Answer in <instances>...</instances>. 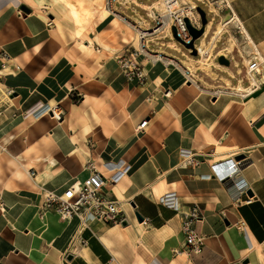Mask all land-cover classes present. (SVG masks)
Segmentation results:
<instances>
[{
	"label": "crops",
	"instance_id": "obj_1",
	"mask_svg": "<svg viewBox=\"0 0 264 264\" xmlns=\"http://www.w3.org/2000/svg\"><path fill=\"white\" fill-rule=\"evenodd\" d=\"M190 1L206 17L193 48L168 36L152 45L204 59L210 73L195 68V83L165 59L140 58L145 80H129L119 64L126 37L119 36L120 52L100 44L85 50L68 35L63 42L36 12L48 15L45 0H0V48L14 68L0 82V264H264V0H229L234 18L213 44L229 11L222 0H212L214 12L205 0ZM157 3L121 6L151 20ZM256 57L261 64L251 79L244 63ZM238 85L252 90L245 99L230 93ZM40 103L57 105L60 119L31 114ZM181 150L201 152L203 160L184 164ZM238 155L246 160L249 203L228 182L207 178L210 163ZM119 159L131 170L108 188L125 225L89 218L79 229L76 217L63 220L43 207V189L60 192L84 176L88 162L104 171L105 162ZM171 191L183 210H201L200 254H174L184 246L181 220L159 202ZM239 219L242 229L234 225ZM70 245V259L62 260Z\"/></svg>",
	"mask_w": 264,
	"mask_h": 264
},
{
	"label": "built area",
	"instance_id": "obj_2",
	"mask_svg": "<svg viewBox=\"0 0 264 264\" xmlns=\"http://www.w3.org/2000/svg\"><path fill=\"white\" fill-rule=\"evenodd\" d=\"M128 1L130 0H104L105 8L108 12L118 15L120 19L132 24L137 29L138 47L133 48V51L128 56L121 55L119 57V64L125 77L129 80L137 78L140 82L144 81L145 73L142 71L138 60L140 58L150 59L151 61L165 59L173 66L182 68L188 81L193 82L196 78L194 71L192 72L191 69L183 64V60L189 59L186 54L181 53L183 59H180L174 55L166 54L160 48H151V44L166 36L176 41L190 42L191 35L188 32L185 19H188L189 23L194 27L200 23L197 4L190 0H158L159 9L157 14L151 20H146L137 14L127 15L118 10L117 5L127 4ZM222 2L225 9L230 13V18L221 22L223 24L222 27H225L234 18V14L231 12L229 0H222ZM201 3H205L207 8L214 12L212 0H205ZM136 19L142 21L143 24L140 25ZM173 28L175 29L174 32ZM194 43L195 40L193 41ZM92 47L96 51L100 50L99 44H94ZM244 64L247 75L252 79V73L259 72L261 60L256 57ZM8 67L9 55L4 49L0 48V82L4 78ZM251 91H244L241 96H238L240 98L245 97ZM11 94L12 91L7 90L4 97H10ZM165 95L168 96L169 92ZM147 122L148 120L144 119L136 126L135 130L138 132L143 130ZM179 155L184 164H198L203 160L201 152L196 153L189 150H181ZM245 163V159L236 157L215 160L209 165L210 174L207 175V178L213 177L219 181L228 182L237 194L244 196L242 202L249 203L252 197L247 194L248 183L241 174V168ZM104 168V171H100L96 168L94 162H88L84 167V176L73 180L62 191L57 192L43 189V207L53 209L58 217L63 220L76 217L79 229L87 226L89 218L105 224H121L126 220L121 202L112 198L108 184H117L130 172L131 165L119 159L116 162H105ZM32 174L34 172L31 170L30 175ZM159 202L168 209L175 211L181 220L180 230L184 239V246L174 250V254H183L185 256L200 254L203 248V236L195 230L196 221L202 217L200 208L197 205H193L189 209L183 210L177 194L173 191L162 194ZM234 225L237 229L244 227V223L240 219ZM82 241L85 243V240ZM71 253L70 245L63 252L62 260H65Z\"/></svg>",
	"mask_w": 264,
	"mask_h": 264
},
{
	"label": "rangeland",
	"instance_id": "obj_3",
	"mask_svg": "<svg viewBox=\"0 0 264 264\" xmlns=\"http://www.w3.org/2000/svg\"><path fill=\"white\" fill-rule=\"evenodd\" d=\"M70 1L73 3H77L78 0H70ZM80 1L86 3L88 9L85 10L84 12L80 11L79 16L76 18L77 21H80L84 30L82 36L79 38H74L71 34L72 29L75 26V19H71L69 16L64 17L65 16L64 12L61 10V8L57 7V0H45L48 15L45 14V12L40 11L39 8L36 9V12L48 20H52L55 16L59 20V23H57L56 20L53 22V24H55V29H56L55 33L58 34V36L61 38L63 42H65L66 40L65 35H68V37L71 38L82 49L87 50L86 48L83 47L82 43L84 41H88L91 44V47L88 48V50L92 49L93 43L95 44L97 43L100 44L103 48H107L112 52L116 50L117 52H120L121 48H119L120 47L119 39L122 36L128 39L126 40V44H125V46L128 49L122 52L123 53L121 54L122 56H128L130 52L133 51V48L138 47L139 41L137 36V29H135L132 24L123 21L119 17H113L115 15L113 14L111 15V13H109L108 11L107 12L105 11L106 13L104 14L101 9V4L105 5L104 0H80ZM117 6L119 11H122L127 15L130 14V12L124 10L121 5H117ZM141 13L144 14L143 12ZM210 16L211 14L207 13V19H209ZM216 21L217 19L215 18L213 23H216ZM225 38L226 36L222 38V42L225 40ZM154 47L155 46L151 44V48L155 49ZM181 49L185 50L183 46L181 47ZM173 53L175 54V56L181 57L179 53L176 52ZM182 57L181 59H183ZM11 63L12 62L9 57V67L5 71V75H8L9 73L12 72L11 69H14L12 68ZM194 80L197 79L195 78ZM58 111L60 112V109H58ZM49 114H51V112ZM60 116H61V112H60Z\"/></svg>",
	"mask_w": 264,
	"mask_h": 264
},
{
	"label": "bare ground",
	"instance_id": "obj_4",
	"mask_svg": "<svg viewBox=\"0 0 264 264\" xmlns=\"http://www.w3.org/2000/svg\"><path fill=\"white\" fill-rule=\"evenodd\" d=\"M57 7L61 8V10L64 12V14H65L64 17L69 16L71 19H75V26L73 27L71 34L74 38L81 37L84 30H83V27H82L80 21H77L76 18L79 16L80 11L84 12L85 10L88 9V6L86 5V3H83L80 0H78L77 3H73L70 0H57ZM101 9H102L104 14L107 12L105 5L101 4ZM109 13H111V12H109ZM113 15H115L113 17H119L116 14H113ZM55 20L57 21V23H59V20L54 16V18L51 21L54 22ZM136 20L139 21L140 25L143 24L142 21H140L138 19H136ZM222 26H223L222 23L218 24L216 34L212 38V42H211L212 44H213L215 38H217L218 35L223 31L224 27H222ZM144 30H147V29H144ZM161 37H159V38H161ZM84 43H82L84 48H88V47L90 48L91 47V44L89 42H86L85 44ZM172 45H174V44L172 43ZM201 46H204L203 40L201 42ZM228 47H231V43H229ZM202 54H204V52H202ZM204 62H205L204 59L193 60L191 58L188 60H183V64L186 65L189 69H191L192 72L195 70V68L199 67V68L207 71L208 73H210L209 65H206ZM212 76L215 77V74L212 73ZM193 83H195V82L193 81ZM230 90H232V92H230V93L240 95V96H241V94H243L244 91H247L241 85H238L234 88H230ZM245 97H242V99H245ZM58 109H59V107L57 105L41 104L40 103V104H37L35 107H33L30 110V113L34 114L36 117H39V116L48 115L51 111V114H49V115H52L51 117H53L55 119H60L61 116L59 115L60 112L58 111ZM16 176L21 177L22 174L19 171H17Z\"/></svg>",
	"mask_w": 264,
	"mask_h": 264
},
{
	"label": "water",
	"instance_id": "obj_5",
	"mask_svg": "<svg viewBox=\"0 0 264 264\" xmlns=\"http://www.w3.org/2000/svg\"><path fill=\"white\" fill-rule=\"evenodd\" d=\"M197 11L199 12L200 14V17H201V27L198 29L194 26H192L188 19H185L186 21V24H187V29H188V32L189 34L191 35V41L188 42V43H184L183 41L181 40H178L185 48H193V41L196 40V39H199L204 31V25L206 24V17H205V11L201 8V7H198L197 8ZM52 17V16H50ZM175 31V29L173 28V32ZM195 51L193 52V55H195ZM236 158H242V155H238V157ZM248 194L250 195L251 193L248 192ZM136 217L139 221H142V218L140 217V215L138 213H136ZM122 224H126L125 221L122 222ZM68 257V256H67ZM71 255H69V259H70Z\"/></svg>",
	"mask_w": 264,
	"mask_h": 264
}]
</instances>
